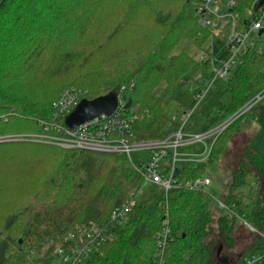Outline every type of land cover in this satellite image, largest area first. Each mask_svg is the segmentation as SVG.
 Listing matches in <instances>:
<instances>
[{
  "label": "trees",
  "instance_id": "trees-1",
  "mask_svg": "<svg viewBox=\"0 0 264 264\" xmlns=\"http://www.w3.org/2000/svg\"><path fill=\"white\" fill-rule=\"evenodd\" d=\"M236 1L240 23L248 22L258 0ZM140 10L148 18L143 27ZM209 35L197 22L193 0H0V135L40 132L59 94L80 89L87 100L121 93L125 107L139 105L142 114L132 125L135 137L163 139L179 127L164 113L168 103L193 108L210 77L208 63L174 50L184 41L200 47ZM263 89L264 52L250 49L226 79L211 84L184 124L183 133L198 134L232 119L208 141L206 160L175 164L178 181L207 176L206 166L220 159L244 121L264 128V96L236 116ZM181 150L194 159L203 146ZM145 157L0 143V264H35L26 258L27 246H39L44 237L57 243L81 225L104 226L111 209L131 198L126 219L113 227L115 238L81 264H157L159 256L160 264H225L222 251L234 244L238 218L255 232L234 264L264 250V139L250 150L244 146L219 197L214 188L165 193L144 183L137 168ZM216 199L229 211H217ZM163 218L171 239L159 255Z\"/></svg>",
  "mask_w": 264,
  "mask_h": 264
},
{
  "label": "built area",
  "instance_id": "built-area-1",
  "mask_svg": "<svg viewBox=\"0 0 264 264\" xmlns=\"http://www.w3.org/2000/svg\"><path fill=\"white\" fill-rule=\"evenodd\" d=\"M247 17L248 22L240 23L239 13L235 10L236 0H193L198 24L210 31L211 39L219 43L217 51L211 49L198 57L199 63H208L209 79L205 87L197 94L194 107L203 98L211 84L219 79H226L242 63L243 56L250 49L258 54L264 52V0ZM262 30V31H261ZM261 31V32H260ZM199 77V75H198ZM264 96V89L255 94L236 115L250 109ZM82 92L65 89L53 102V114L50 120L41 121V131L37 133H14L0 135L2 142H34L64 149L86 151L95 154H117L130 158L131 154H146L137 168L144 183L156 184L165 193L171 188L191 191L206 190L211 181L207 176L178 181L175 173L178 161L207 158L210 152L209 140L212 141L231 122L227 119L214 128L198 134L183 133L182 128L193 109L183 110L179 115L181 123L176 132L161 140L140 141L134 139L132 125L138 119L137 108L128 110L117 95V106L112 114L100 113L97 116L75 126L68 127L65 117L82 99ZM177 116H173L172 120ZM198 142L203 151L194 159L179 151L180 148ZM199 156V155H198ZM179 172V171H178ZM133 198L111 209L108 222L104 226L97 224L81 225L75 231L56 237H44L39 246L26 250V258L35 264H81L89 255L98 252L99 247L115 236L113 227L122 224L134 205ZM217 208L223 212L229 209L222 201L216 200ZM247 226V224L245 223ZM171 239L167 220L163 218L160 230L156 233V245L160 253ZM157 264H160V256ZM240 264H264V250L251 253Z\"/></svg>",
  "mask_w": 264,
  "mask_h": 264
},
{
  "label": "rangeland",
  "instance_id": "rangeland-1",
  "mask_svg": "<svg viewBox=\"0 0 264 264\" xmlns=\"http://www.w3.org/2000/svg\"><path fill=\"white\" fill-rule=\"evenodd\" d=\"M137 21L139 22L141 27H143L142 23L148 21L145 10H140L138 12ZM218 45H219V43L216 41V39H214V38L211 39V37L209 35L208 38L204 41V43L200 47L193 45V43H191V42L184 41L176 47L174 52L177 53L180 51H184L187 54H189L193 59H195L197 61L198 57H200V55L202 53H205L211 49H215V51H217V49L219 48ZM198 75H199V77H198ZM195 77L196 78L201 77L200 71H198L195 74ZM164 86H165L164 82H161L155 93L157 94L158 93L157 91H159V89L164 87ZM76 90L81 91L82 96L85 94L84 90H80V89H76ZM122 90L123 89H121V91ZM119 94L122 95L121 93H119ZM157 95H159V94H157ZM133 108H137L136 114L138 115V119H139V117L142 116V114H139V105H136ZM183 110H188V109H184L181 105L175 104L173 101H171L166 106L164 113L171 121H173L175 124L180 125L181 120L179 118V115L181 114V112ZM144 113L146 114L147 111H144ZM174 115L177 117H175V119L172 120V117ZM167 123H169V122L167 121ZM178 129H179V127H178ZM177 130L170 132L168 135L172 134L173 132H176ZM258 137L261 139H264V128L261 126V124L258 123L257 121H255L254 119H251L250 121H244V123L241 125L240 129L234 134L233 138L227 144V147L224 151V154L220 157V159H217L216 162L206 166L207 177L210 179L211 184H212V181H214V184L213 185L210 184V186L206 189L207 191L211 190V188H214L213 190L215 193V197L226 195V193L228 191L227 187H228V184L230 182V174H231L232 169L235 166L234 165L235 159L241 155V152H242L244 146L247 145L248 149L250 150V148L253 145H255V143L257 142ZM135 138L136 137L134 136V139ZM156 140H161V139H156ZM140 141H150V140H148V139L144 140L143 139ZM2 143H4V142H2ZM195 143H198V142H195ZM179 151L182 152L181 148ZM135 154H141V153L138 152ZM200 154L197 157H203V156H200ZM97 155H106V154H97ZM206 159L207 158H203L200 161H204ZM251 194H249L248 196H250ZM216 200H215V205L217 208ZM244 202L249 203V199L247 198ZM216 210L220 211V210H218V208ZM221 213H223V212H221ZM240 223H241V221L238 218V220L235 222V229L238 230V232L235 233V241H234L233 246L230 248H223L222 255L226 256L229 259L228 262H226L225 264H234V262L238 261L242 256H244L246 254L250 244L252 243L253 238H254L252 233L255 232V229L246 220H243L242 224H240ZM245 223L247 224V226L245 225ZM243 226H245L246 229ZM114 238H115V236L107 242H111ZM30 247L31 246H27L25 248V253H26V250L29 249ZM158 253H159V251H158ZM158 260L159 259H157V261Z\"/></svg>",
  "mask_w": 264,
  "mask_h": 264
},
{
  "label": "water",
  "instance_id": "water-1",
  "mask_svg": "<svg viewBox=\"0 0 264 264\" xmlns=\"http://www.w3.org/2000/svg\"><path fill=\"white\" fill-rule=\"evenodd\" d=\"M262 2V0H258L254 10H257ZM116 106L117 94L114 92H109L90 100L81 99L73 110L65 117L64 123L68 127L72 128L97 116L100 113L110 115L115 110ZM175 173H178V170H176Z\"/></svg>",
  "mask_w": 264,
  "mask_h": 264
}]
</instances>
